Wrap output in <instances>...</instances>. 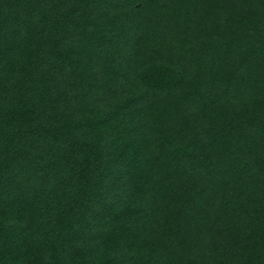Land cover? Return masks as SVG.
Here are the masks:
<instances>
[{
    "label": "trees",
    "instance_id": "16d2710c",
    "mask_svg": "<svg viewBox=\"0 0 264 264\" xmlns=\"http://www.w3.org/2000/svg\"><path fill=\"white\" fill-rule=\"evenodd\" d=\"M0 264H264V0H0Z\"/></svg>",
    "mask_w": 264,
    "mask_h": 264
}]
</instances>
